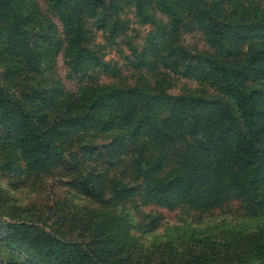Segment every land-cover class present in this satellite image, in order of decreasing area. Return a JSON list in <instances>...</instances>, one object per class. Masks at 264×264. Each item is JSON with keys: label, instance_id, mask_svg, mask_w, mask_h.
I'll list each match as a JSON object with an SVG mask.
<instances>
[{"label": "trees", "instance_id": "obj_1", "mask_svg": "<svg viewBox=\"0 0 264 264\" xmlns=\"http://www.w3.org/2000/svg\"><path fill=\"white\" fill-rule=\"evenodd\" d=\"M0 264H264V0H0Z\"/></svg>", "mask_w": 264, "mask_h": 264}, {"label": "rangeland", "instance_id": "obj_2", "mask_svg": "<svg viewBox=\"0 0 264 264\" xmlns=\"http://www.w3.org/2000/svg\"><path fill=\"white\" fill-rule=\"evenodd\" d=\"M132 20L134 19L132 18ZM185 43L189 46L197 45L199 48L204 47L198 35L187 36ZM107 59L118 61L120 63L122 62L115 52L110 53L107 56ZM58 73L61 76L65 74V69L61 59L58 60ZM184 84H186L185 81H180L178 86H182ZM67 85L70 89H72V84L68 83ZM29 192L30 193L26 194L24 202L26 205L33 206L37 210H43L46 206H53L55 202L68 197L66 187H64L61 184V181L57 178H45L40 186L37 185V189ZM170 219L174 220V217H171Z\"/></svg>", "mask_w": 264, "mask_h": 264}]
</instances>
